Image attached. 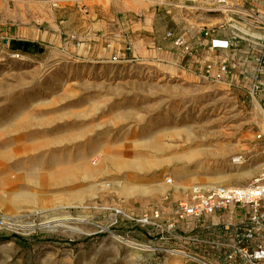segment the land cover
I'll return each instance as SVG.
<instances>
[{
	"label": "rangeland",
	"instance_id": "1",
	"mask_svg": "<svg viewBox=\"0 0 264 264\" xmlns=\"http://www.w3.org/2000/svg\"><path fill=\"white\" fill-rule=\"evenodd\" d=\"M249 2L0 0V264H179L192 188L264 174L259 94L197 45Z\"/></svg>",
	"mask_w": 264,
	"mask_h": 264
},
{
	"label": "crops",
	"instance_id": "2",
	"mask_svg": "<svg viewBox=\"0 0 264 264\" xmlns=\"http://www.w3.org/2000/svg\"><path fill=\"white\" fill-rule=\"evenodd\" d=\"M249 3L236 13L226 11L224 27L197 39V45L209 54L204 65L212 63L216 73L219 66L226 64L225 80L229 79L230 69L231 79L239 77L242 87L258 93V100L264 107V0H250ZM13 35V39L29 44L35 32L30 28H18ZM223 44L227 47L213 48ZM23 53L28 56L25 51ZM262 171L264 173V169ZM250 217V207L230 204L200 218L174 219L170 238L178 252V263L248 264L236 253V248L253 249L264 243L260 234L251 240L243 239L250 228Z\"/></svg>",
	"mask_w": 264,
	"mask_h": 264
},
{
	"label": "built area",
	"instance_id": "3",
	"mask_svg": "<svg viewBox=\"0 0 264 264\" xmlns=\"http://www.w3.org/2000/svg\"><path fill=\"white\" fill-rule=\"evenodd\" d=\"M177 40L175 45H179ZM223 44L213 48H226ZM18 59L19 56L15 55ZM226 73V67L220 66L216 71V79ZM170 182V180H169ZM189 203H181L176 210L177 220L188 218H200L210 215L216 211L227 208L230 204L237 206H248L251 209L250 228L243 234V239L251 240L256 234L264 237V174L244 187H225V186H206L194 187L191 191ZM123 215L132 223L142 226H151L156 229L159 225L148 218H131L122 213L116 212L117 215ZM168 230L173 229L170 225ZM236 253L248 264H264V243L256 248L249 249L246 247H237Z\"/></svg>",
	"mask_w": 264,
	"mask_h": 264
},
{
	"label": "bare ground",
	"instance_id": "4",
	"mask_svg": "<svg viewBox=\"0 0 264 264\" xmlns=\"http://www.w3.org/2000/svg\"><path fill=\"white\" fill-rule=\"evenodd\" d=\"M254 103H255V105H256V107L260 110V111H262L261 110V108L259 107V105L257 104V102L254 100ZM59 225H61V224H64L65 222H63V221H61V222H57Z\"/></svg>",
	"mask_w": 264,
	"mask_h": 264
}]
</instances>
